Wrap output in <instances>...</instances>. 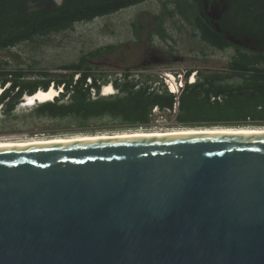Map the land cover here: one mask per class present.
Instances as JSON below:
<instances>
[{
	"label": "water",
	"instance_id": "1",
	"mask_svg": "<svg viewBox=\"0 0 264 264\" xmlns=\"http://www.w3.org/2000/svg\"><path fill=\"white\" fill-rule=\"evenodd\" d=\"M0 264H264V134L0 147Z\"/></svg>",
	"mask_w": 264,
	"mask_h": 264
},
{
	"label": "trees",
	"instance_id": "2",
	"mask_svg": "<svg viewBox=\"0 0 264 264\" xmlns=\"http://www.w3.org/2000/svg\"><path fill=\"white\" fill-rule=\"evenodd\" d=\"M144 1L0 0V50L49 37L72 29L75 23L111 15ZM225 1L228 9L224 11L223 29L231 20L238 27H244L246 23L251 35L260 38L258 49L232 44L228 37L241 38V32L228 34L223 29H204L194 1L166 0L160 12L151 15L159 22L149 24L147 45L151 44L154 35L162 39L170 37L163 26L166 16L177 17L178 20V16H182L193 23L197 30L195 33L208 46L220 51L229 47L233 49L225 71L199 73L193 83H184L174 115L181 127L264 126V0H250L249 13L244 0ZM168 3H172L171 7L167 6ZM131 27L133 33L140 37L144 25L139 17L131 21ZM116 46L105 45L82 53L76 61L59 66L65 71L63 73L39 71L36 73L39 77H34L30 75L33 73L21 69L0 71V86L3 87L0 108L5 114H10L24 95H32L38 89L54 87L58 90L61 87L59 95L51 101L37 103L31 109V115L54 121L72 120L80 126L108 118L127 128L148 127L153 106L161 110L171 108L174 94L162 84L152 86L149 76L134 78L130 71H121L120 78L113 76V72L108 77V73L95 70L98 66L92 60L116 49ZM189 74L190 70L184 72L185 77ZM88 78L91 79L90 84L86 83ZM235 78L239 81H231ZM109 80L115 92L100 95V84L105 85ZM7 83L10 86L4 88ZM91 88L95 89V97L90 95Z\"/></svg>",
	"mask_w": 264,
	"mask_h": 264
},
{
	"label": "rangeland",
	"instance_id": "3",
	"mask_svg": "<svg viewBox=\"0 0 264 264\" xmlns=\"http://www.w3.org/2000/svg\"><path fill=\"white\" fill-rule=\"evenodd\" d=\"M164 1L166 0H146L111 15L97 17L89 22L75 23L72 29L49 37L21 43L10 49H2L0 71L21 69L33 73L30 75L34 77H39L36 74L39 71L63 73L65 71L59 68L60 65L76 61L82 53L92 49L113 44L117 45L116 49L92 60L98 66L95 70L105 74L108 71L138 72L140 79L149 76L152 86H156L162 74L168 71H175L178 74L186 70H190V73L197 70L195 79L199 73L225 71V64L233 53L231 47L223 51L214 49L201 41L195 32L188 28L179 30L167 19H165V28L170 37L162 39L154 35L151 44L147 45L148 15L151 24V15L160 12ZM171 5L172 3L167 4L168 7ZM136 17H139L144 25L139 33L140 37L133 33L131 27V21ZM174 20L179 21L177 17H174ZM231 81L237 82L239 79L235 78ZM60 90L58 89L56 96L59 95ZM21 102L23 101L21 100L10 114H5L0 108V140H32L55 136L114 134L138 129L183 128L172 114L153 116L146 128L123 127L108 118L92 120L80 126L72 120L54 121L35 118L30 111L36 104L25 106Z\"/></svg>",
	"mask_w": 264,
	"mask_h": 264
},
{
	"label": "bare ground",
	"instance_id": "4",
	"mask_svg": "<svg viewBox=\"0 0 264 264\" xmlns=\"http://www.w3.org/2000/svg\"><path fill=\"white\" fill-rule=\"evenodd\" d=\"M174 85L172 84L171 87ZM113 88L105 84L102 89L103 95H109L112 93ZM57 90L53 87H49L47 90L38 89L32 95H28V101L25 106H32L37 103L45 102L47 100L53 99L57 95ZM221 133H240V134H264V126H244V127H196V128H172L165 130H131L123 131L114 134H92L83 136H72V137H48L42 139H32V140H0V147H16L24 145H44V144H56V143H67L76 141H93L99 139H109V138H134V137H156V136H181L188 134L195 135H209V134H221Z\"/></svg>",
	"mask_w": 264,
	"mask_h": 264
},
{
	"label": "flooded vegetation",
	"instance_id": "5",
	"mask_svg": "<svg viewBox=\"0 0 264 264\" xmlns=\"http://www.w3.org/2000/svg\"><path fill=\"white\" fill-rule=\"evenodd\" d=\"M195 2L198 9V15L202 18L200 24L204 29H211L215 31H221L223 29L221 23L224 22V11L228 9V4L225 0H188V2ZM246 6V12L249 13L248 6H250V0H244ZM180 20L176 22L174 18L166 16V19L170 21L172 26H175L177 29L188 28L190 31L197 32L193 23L187 21L182 16H178ZM249 18V16H248ZM262 19V18H261ZM159 19H153L151 16V21H158ZM245 20V17H244ZM159 22V21H158ZM147 28L149 32V15H148V22ZM165 26V20L163 23ZM225 29H223L228 34H233L237 32H241V38H237L235 36L228 37V39L234 45H238L239 47L245 49H258L261 45L259 42V37L255 35H251L252 33L248 30V25L245 23L244 27H238L233 20L225 25Z\"/></svg>",
	"mask_w": 264,
	"mask_h": 264
},
{
	"label": "built area",
	"instance_id": "6",
	"mask_svg": "<svg viewBox=\"0 0 264 264\" xmlns=\"http://www.w3.org/2000/svg\"><path fill=\"white\" fill-rule=\"evenodd\" d=\"M110 72H113V76H115V77H118V78L122 77L121 71H108V74H109L108 77H110V75H111ZM195 74H196V71H192L188 78L184 77V72L176 74L175 71H168V72H164L162 74V76L160 77L161 80H160V82L156 83V86H158L160 84L164 85L169 92L174 94V102H173L171 108H165L163 110H161L158 106H153V108L151 110V114H150L151 120H152L153 116H158L161 114H172V115L176 114L177 109H178V104H179V101H178L179 94H180L181 90L183 89L184 83L185 82L193 83L195 81ZM138 76H139L138 72H136V73L132 72L131 77L138 78ZM76 77H77V75L75 76V78ZM86 81H87L86 82L87 84L91 83L90 78L86 79ZM172 84L174 85L173 87H171ZM107 85L112 87L110 80L107 83ZM103 86H104V84L100 86V90H99L100 95H103L102 94ZM58 89H61V87H59ZM90 91H91V95L93 97H95V95H96L95 89L91 88ZM113 92H114V89H113ZM112 93H110V94H112Z\"/></svg>",
	"mask_w": 264,
	"mask_h": 264
},
{
	"label": "clouds",
	"instance_id": "7",
	"mask_svg": "<svg viewBox=\"0 0 264 264\" xmlns=\"http://www.w3.org/2000/svg\"><path fill=\"white\" fill-rule=\"evenodd\" d=\"M8 86H9V83H7L5 86H4V88H8ZM2 90H3V87H2ZM24 98V97H23ZM22 98V99H23Z\"/></svg>",
	"mask_w": 264,
	"mask_h": 264
}]
</instances>
